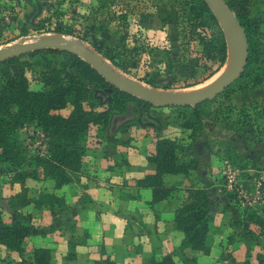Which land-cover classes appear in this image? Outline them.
<instances>
[{"label": "trees", "instance_id": "obj_1", "mask_svg": "<svg viewBox=\"0 0 264 264\" xmlns=\"http://www.w3.org/2000/svg\"><path fill=\"white\" fill-rule=\"evenodd\" d=\"M224 1L234 13V6L239 0ZM184 4L186 6L183 10L185 11L183 20L188 36L197 42L200 51L198 55L191 56L182 50L175 57L176 65L172 64V59L167 54L164 66L168 71L175 69L179 72L184 70L195 72L196 68L203 70L204 73L199 77L186 82L184 85L186 87L202 82L224 65L226 43L206 0H184ZM236 17L243 28L247 42L246 62L241 74L221 91L223 93L232 91L233 86L243 89L256 85L259 81L257 66L261 65V72L264 71V58L258 49L255 17ZM31 27L36 33L52 31L44 27L40 21L31 24ZM26 31V28H22L20 35L27 34ZM100 52L105 59L123 72L133 75L149 86H155L157 76L160 74L158 69L141 76L130 71L129 60L120 57L116 46H106ZM48 53L59 54L63 64L55 68L47 61L46 70L41 71L38 78L40 87L36 90L29 89L23 68L18 64L19 58L23 55L29 57L38 55L41 59H46ZM0 73L3 76V81L0 83V176L2 182L6 176L7 182L19 184V190L15 194L5 199L0 197V246L15 254L16 258L12 260V264H54L51 261L50 249L47 247H34L30 254H24L23 244L31 233V226L29 215L21 212V209L32 203L35 208H48L53 216L62 212L65 206L60 189L71 182L74 174L79 170L86 153L83 139L92 130L102 131L107 128L111 111L128 113L129 105L140 111L149 103L110 86L80 58L58 49H38L0 60ZM92 86L98 90H105L108 87L111 89L110 107L96 109ZM201 103L191 106V117L185 119L183 123L184 127L191 130L192 134L189 136L194 135L192 141L199 139L197 127L201 123L198 120V106ZM174 107L185 109L188 106ZM24 125H32L44 133L46 149L43 155L28 150L23 144L18 130ZM131 125L128 124L122 131ZM246 132L252 131L251 129L239 131L238 128H233L222 135L221 142L224 147L222 157L241 168L246 164H238L234 161L241 162L245 154L264 158V151L260 149L264 145L263 141L260 140L261 145L255 148L258 140L254 137H245ZM185 152L189 155L187 162L177 155L174 139L165 136L156 137L153 151L146 157L154 164V173L136 181L137 185L151 189L152 201L169 194L170 189L166 188L163 182L164 175L187 177L190 171L198 172L202 168L206 153L195 149H185ZM38 168L41 169L43 178L51 181V188L40 192L37 198H29L26 195L27 188L24 186V181L27 178L37 179ZM212 184L203 186L190 184L185 189V198L175 210L172 219L173 227L183 234L181 248L207 251L205 245L207 219L220 197L230 202L236 209L232 194L225 192L218 185L213 188ZM5 211L10 212L9 222L3 220ZM238 213L241 229L245 233L255 235L249 228L250 224H254L258 227L257 234L264 235L262 228L264 218L256 214L255 210L240 209ZM65 259H73V253L68 252ZM247 263L245 260L239 264ZM107 264L112 263L107 261ZM146 264L176 263L171 254H164L160 259H150ZM256 264H264V255H256Z\"/></svg>", "mask_w": 264, "mask_h": 264}, {"label": "rangeland", "instance_id": "obj_2", "mask_svg": "<svg viewBox=\"0 0 264 264\" xmlns=\"http://www.w3.org/2000/svg\"><path fill=\"white\" fill-rule=\"evenodd\" d=\"M185 6L184 0H0V46L21 36L45 33H36L31 27V24L40 21L44 27L52 30L49 32L78 38L102 58L101 49L116 46L120 57L129 60L131 72L144 76L158 69L160 74L152 87L123 72L104 58L115 71L138 80L156 92L179 93L189 89L195 92L221 73L229 57L216 73L192 86L184 85L199 77L204 73L203 70L196 68L195 72H179L166 69L164 63L167 54L171 57L172 64L176 65L175 57L182 50L191 56L198 55L200 51L197 42L188 36L183 20ZM233 10L239 18L255 17L258 49L264 58V0H239ZM22 28H26L28 33L20 35ZM47 61L55 68L63 64L62 57L55 53H48L46 59H41L38 55H23L19 58L18 64L23 68L29 89L36 90L40 87L38 78L41 71L46 70ZM256 72L259 75L256 85L243 89L233 86L232 91L220 92L198 106V120L201 123L197 127L198 141H192L194 135L189 136L192 134L190 128L183 125L185 119L191 117V106L183 109L149 104L144 105L140 111L129 105V117L117 121L114 126H110L111 118L123 113L111 111L107 128L90 131L82 142L88 151L98 148V151L110 152L118 159L116 147H122V144L115 137L133 136L136 134L135 127H138L139 135H147L148 141H153L157 136L174 139L176 153L185 162L189 159L185 149H195L207 154L202 168L198 172L190 171L187 175L192 184L209 185L215 178L217 182L221 181L219 165L224 152L222 135L233 128H238L239 131L251 129L252 132H246L244 136L258 140L255 148L261 145L260 140L264 143V71L261 72V65L257 66ZM2 81L3 76L0 73V83ZM92 91L96 109L111 106V89L98 90L92 86ZM128 124L132 125L122 131ZM25 136L24 133L19 135L21 138ZM260 149L264 151V145ZM263 159V156L260 157V161ZM250 160V154H245L241 162H234L249 164L252 163ZM35 182L34 179H29L25 185L31 189L35 187ZM0 183H7V177L2 182L0 176ZM223 209L225 212V208H220L221 211ZM7 214L8 212L4 214L5 219ZM252 226L256 230L253 233H257L258 227ZM258 245L264 248V243ZM0 264H12L9 254L0 251Z\"/></svg>", "mask_w": 264, "mask_h": 264}, {"label": "crops", "instance_id": "obj_3", "mask_svg": "<svg viewBox=\"0 0 264 264\" xmlns=\"http://www.w3.org/2000/svg\"><path fill=\"white\" fill-rule=\"evenodd\" d=\"M137 129L133 136L115 137L122 144L116 147L118 159L98 148L86 150L73 180L60 189L65 206L62 212L53 216L48 208H35L32 203L21 209L29 215L31 226L23 244L24 254H30L34 247H47L54 264H146L164 254H171L176 264H239L245 260L256 264V255H264V248L258 245L264 243V235L245 233L239 213L223 197L208 215L207 251L180 247L183 234L173 227L172 219L192 182L181 175H164L169 194L152 201L151 189L136 181L154 173L155 166L146 157L153 151L155 139L148 141ZM20 133H24L22 128ZM250 159V165L264 164V159ZM29 179L24 181L26 188ZM34 180L35 187L27 188V197L37 198L40 192L50 190L51 181L43 178L41 169H37ZM213 180L214 188L219 180ZM18 190L16 182L0 183L1 198ZM4 214L3 220L9 222L10 212ZM252 225L249 228L256 232ZM0 251L12 260L16 258L2 246ZM68 252L73 253V259H65Z\"/></svg>", "mask_w": 264, "mask_h": 264}, {"label": "water", "instance_id": "obj_4", "mask_svg": "<svg viewBox=\"0 0 264 264\" xmlns=\"http://www.w3.org/2000/svg\"><path fill=\"white\" fill-rule=\"evenodd\" d=\"M212 15L220 27L226 43V57L232 62L213 81L195 92H154L149 86L115 71L106 60L84 45L78 38L57 32H45L32 36H21L11 43L0 46V60L18 56L38 49H58L74 54L87 63L110 86L154 106H193L219 94L242 72L246 62L247 42L237 17L224 0H206ZM228 47L231 49L229 50ZM110 88H106L108 91ZM105 94V93H102ZM129 113L114 115L110 126L129 117Z\"/></svg>", "mask_w": 264, "mask_h": 264}, {"label": "built area", "instance_id": "obj_5", "mask_svg": "<svg viewBox=\"0 0 264 264\" xmlns=\"http://www.w3.org/2000/svg\"><path fill=\"white\" fill-rule=\"evenodd\" d=\"M21 128L26 135L22 139L26 148L43 155L46 148L44 133L32 125H24ZM219 166L221 181L217 185L232 194L236 211L253 209L264 218V164H246L241 168L221 157Z\"/></svg>", "mask_w": 264, "mask_h": 264}, {"label": "bare ground", "instance_id": "obj_6", "mask_svg": "<svg viewBox=\"0 0 264 264\" xmlns=\"http://www.w3.org/2000/svg\"><path fill=\"white\" fill-rule=\"evenodd\" d=\"M231 49V48H230ZM232 57L230 56L228 59H227V62H226V65L224 66V68H223V70L226 68V67H228L229 65H230V63L232 62ZM222 70V71H223ZM221 71V72H222ZM216 78V77H215ZM152 90V89H151ZM152 91H154V90H152ZM154 92H156V91H154ZM185 92H192V89H189V90H186V91H183V92H179V93H185Z\"/></svg>", "mask_w": 264, "mask_h": 264}]
</instances>
